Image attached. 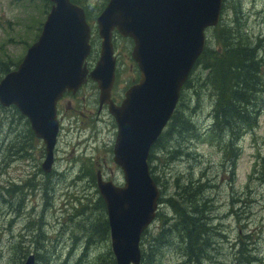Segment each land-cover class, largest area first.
Listing matches in <instances>:
<instances>
[{"label":"rangeland","instance_id":"rangeland-1","mask_svg":"<svg viewBox=\"0 0 264 264\" xmlns=\"http://www.w3.org/2000/svg\"><path fill=\"white\" fill-rule=\"evenodd\" d=\"M77 1L91 28L92 50L86 61L91 70L101 41L96 19L108 0ZM233 5L241 8L244 39L257 45L264 80V0H223L219 23L224 27L234 25ZM50 7L49 0H0V79L16 69L37 40ZM214 28L205 32L204 48H214ZM112 47L116 68L111 98L118 104L127 88L137 82L139 72L130 55V39L112 32ZM192 73L184 108L178 107L189 124L188 130L177 132L168 124L152 149L157 159L149 164L150 168L157 166L152 176L159 180L155 181L159 199L177 194L175 183L187 186L192 177L204 186L202 198L208 201L211 226L216 229L204 238L210 246L201 243L191 249V260L198 257V264H247L237 254L241 241L246 245L239 249L252 260L248 264H264V81L255 96L258 116L254 119L255 115H250L254 124L231 143L227 131L223 135L222 130V137L213 135L209 96L213 90L207 87L196 96L207 73H203L202 65ZM248 110L255 111V106H248ZM57 116L60 131L53 165L46 173L41 169L43 142L34 137L28 121L14 106L0 105V264H25L29 256L33 264H98L96 257L111 249L109 231L104 229L106 210L98 202L101 198L95 175L99 170L104 179L116 185L123 182L121 171L112 161L115 122L105 105L98 108L93 81L75 95L65 94L57 104ZM165 159L169 161L166 164ZM71 203L81 209L75 212ZM157 211L172 217L164 202L158 201ZM165 226L155 218L146 238L141 236V251L150 235L159 233L162 227L164 232ZM186 252L179 242L165 243L149 259L151 264H196Z\"/></svg>","mask_w":264,"mask_h":264},{"label":"water","instance_id":"water-1","mask_svg":"<svg viewBox=\"0 0 264 264\" xmlns=\"http://www.w3.org/2000/svg\"><path fill=\"white\" fill-rule=\"evenodd\" d=\"M52 4L39 37L17 69L0 80V105L14 106L45 146L41 168L50 172L59 123L57 102L75 95L88 79L98 89L99 107L107 105L116 125L113 162L123 185L102 180L96 187L105 205L111 251L116 264H141V235L156 216L159 190L148 158L171 117L180 90L205 45L204 32L219 22L223 0H109L96 19L100 51L89 71L90 27L82 7L70 0ZM132 40L131 58L138 82L116 106L112 32ZM30 256L25 264H32Z\"/></svg>","mask_w":264,"mask_h":264},{"label":"trees","instance_id":"trees-1","mask_svg":"<svg viewBox=\"0 0 264 264\" xmlns=\"http://www.w3.org/2000/svg\"><path fill=\"white\" fill-rule=\"evenodd\" d=\"M71 1L78 4L77 0ZM231 9L234 13L232 20L233 27L227 28L219 23L213 29L215 46L212 49L208 47L204 48L194 68L202 65L203 73H207L206 79L203 83H200L198 90H196V96H199L200 90H206L207 87H210L211 91L213 90V94L209 95L210 97L212 96L213 135L215 137H222L220 134L222 130H224L223 135L227 131L228 139H230L231 143H235L238 141L241 131L248 129L249 126L254 124L250 115L254 114V119L258 116L257 107L254 102H256L255 96L261 92L264 80L261 72L262 61L258 57L259 51L257 45L255 46L253 41L249 39H244L246 36L244 35L242 25L240 24L241 19L239 18L241 8L233 5ZM233 42H236V44H232ZM192 72L191 74L193 75ZM189 77L183 85L177 108H175L168 122L171 130L175 129L177 132L186 131L189 127L188 122L182 117L183 113L178 111V107L184 108L185 91L189 88L192 81V76ZM196 82L197 84L199 83L198 78ZM248 106H251L252 109L255 106V111L250 112ZM171 120L173 124L170 123ZM156 143L153 148L156 146ZM10 154L13 153L10 152ZM152 159L156 160L157 158L154 157L151 151L149 162ZM167 162L169 161L165 159V164ZM154 166L150 168L151 175H153L154 168L157 170V166ZM45 177L48 178L49 175ZM152 178L154 182H159L155 176H152ZM177 184L178 181L175 183L178 188L177 194L174 193L166 199H159V202H164L169 207L172 217L169 218L166 214H160L157 211L156 220L162 226L166 224V228L164 232H161L162 227L159 233L155 235L151 234L150 241L144 243V250L141 251V264H151L152 261L149 257L153 255L161 244L179 242L187 251L186 256L189 260H191L190 251L193 247L201 243L204 247L211 245V242L204 238L207 234L213 233L216 228L211 226L213 223L210 221L208 215L210 210L208 208V201L202 198V188L204 186H201L192 177L189 178L187 186H178ZM16 186L12 185L11 188H15ZM98 202L101 208H104L102 200L99 199ZM185 206L186 208H184ZM71 208L75 212H78L81 206H75L71 203ZM190 216L192 217L190 218ZM169 219L173 220V222H168ZM104 229L108 233L107 222ZM40 232L42 231L40 230ZM147 235L148 231L146 230L142 235V239L146 238L145 236ZM244 238L248 239L249 236ZM240 245L243 247L246 245V242L240 241L238 243L237 254L241 255L247 264L252 262L248 253H244L242 248L239 249ZM202 249L199 250V253L202 252ZM80 259H83V256ZM196 259L199 258L194 257L191 262L194 260V263L198 264L200 261ZM95 260L98 264H116L111 251L107 252V254L98 255Z\"/></svg>","mask_w":264,"mask_h":264},{"label":"bare ground","instance_id":"bare-ground-1","mask_svg":"<svg viewBox=\"0 0 264 264\" xmlns=\"http://www.w3.org/2000/svg\"><path fill=\"white\" fill-rule=\"evenodd\" d=\"M261 98V97H260ZM234 146V145H233ZM46 188V187H45ZM50 188V187H49ZM47 198V197H46ZM205 199V198H204ZM44 233V232H43ZM47 234V233H46ZM172 235V234H171ZM38 241V240H37ZM39 243V242H38ZM46 250V249H45Z\"/></svg>","mask_w":264,"mask_h":264}]
</instances>
